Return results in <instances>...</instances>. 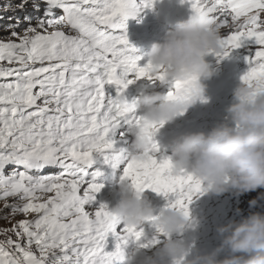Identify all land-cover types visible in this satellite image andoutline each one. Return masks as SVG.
<instances>
[{
  "label": "snow or ice",
  "instance_id": "snow-or-ice-1",
  "mask_svg": "<svg viewBox=\"0 0 264 264\" xmlns=\"http://www.w3.org/2000/svg\"><path fill=\"white\" fill-rule=\"evenodd\" d=\"M187 2L193 14L218 31L226 26L229 13L234 23L243 18L231 34L221 37L223 51L215 55L227 56L249 43L257 46L254 54L251 46L245 49L248 68L241 81L254 94H264V0ZM29 4L36 13L43 5L35 26ZM152 4L153 0H19L14 6L25 14L9 26L11 39L0 40V62L14 65L0 68V80L5 81L0 83V199H18L21 203H5L4 208L12 214H35V219L13 226L17 241H0V264H118L123 246L139 240L142 232L127 224L117 232L120 222L103 204L94 216L86 210L103 187L95 182L100 165L123 166L121 179L129 180L137 193L151 189L165 198L171 195L168 207L189 217L188 205L203 193L201 182L183 169L174 172L170 157L157 159L160 149L152 137L163 122H145L134 104L121 99L134 79L167 76L165 66L138 65L141 57L124 32L126 19ZM21 22L28 23L22 33L15 30ZM37 62L40 67H34ZM129 74L134 79H127ZM195 80L192 76L175 81L167 98L186 95ZM105 85L113 86L116 95H106ZM41 100L43 106L38 104ZM137 131L149 141L139 156L127 151L126 137ZM9 165L14 167L5 175ZM49 167L63 171L31 174ZM38 192L53 195L41 201ZM148 219L155 222L156 217ZM109 235L116 240L111 252L105 251Z\"/></svg>",
  "mask_w": 264,
  "mask_h": 264
},
{
  "label": "clouds",
  "instance_id": "clouds-1",
  "mask_svg": "<svg viewBox=\"0 0 264 264\" xmlns=\"http://www.w3.org/2000/svg\"><path fill=\"white\" fill-rule=\"evenodd\" d=\"M221 36L218 29L209 26L206 19L192 14L176 22L165 31L159 42H153L145 53L153 66H165L167 76L174 81L196 80L186 95L169 99L160 93L139 97L135 109L143 110V119L160 125L173 121L197 100L204 99L201 80L210 79L213 71L206 62L209 53L219 54ZM235 103L226 111L229 123L221 122L208 133L191 132L174 138L168 145L174 172L188 170L199 180L204 192L219 195L229 190L237 193L264 188V94L256 95L252 88L239 83L233 89ZM122 102H125L122 97ZM148 138L137 131L127 151L142 155L148 148ZM120 199L109 211L123 224L138 226L152 215L149 203L141 193L132 192L129 184L116 181ZM260 199H264V194ZM250 205H256L252 200ZM155 224L164 234L182 233L191 224L189 217L178 208L167 207ZM220 246L209 254H196L185 259L187 252L178 242L165 240L152 255H146L143 264H157L167 259L169 264H264V212H251L239 221H229L216 229ZM228 255L218 258L221 251ZM133 254L122 248L120 264H132Z\"/></svg>",
  "mask_w": 264,
  "mask_h": 264
},
{
  "label": "rangeland",
  "instance_id": "rangeland-1",
  "mask_svg": "<svg viewBox=\"0 0 264 264\" xmlns=\"http://www.w3.org/2000/svg\"><path fill=\"white\" fill-rule=\"evenodd\" d=\"M19 3V0H0V40L6 41L11 39L10 25L15 22V18L17 16H23L25 13L14 11V6ZM164 0H153V4L151 8H143L139 14L130 16L125 21L124 32L127 35L128 43L134 47L137 52L136 55L141 58L146 57L145 53L148 51L150 45L153 42H159L161 37L168 29L172 28L176 22L165 20L166 17L170 15L172 18L185 17L188 18L192 15L191 7L188 3H182L180 5V1L176 4L171 2L170 6L176 5V8L173 9L168 7L167 12L162 16L161 10L163 9ZM150 12V13H149ZM57 15L61 14L59 10H56ZM28 14L33 16L31 24L35 26L37 15L43 14V5H41L40 13H36L32 10L31 4H29ZM217 16L220 14L217 13ZM156 16L160 19L153 18ZM261 20L264 21V14H261ZM156 19V20H155ZM181 21V20H179ZM178 22V21H177ZM243 23V18L238 22H233L231 20V14L227 15V24L219 30L220 36L223 38L229 34L231 31L235 30L238 24ZM28 27L27 22H21L20 27L16 28L17 32L23 31L24 28ZM66 32L69 30L67 28L64 29ZM162 31L163 34L159 35V32ZM69 34H75L69 32ZM251 45L245 44L240 49H234L236 52L234 54H228L229 57H233V66L231 69L224 71L223 69V58L213 57L207 55L205 57L206 62L209 64L210 69L213 71L214 76H220L218 81L219 84L208 85L209 92L206 93V98L210 99L204 102L207 103L208 106H211V102L213 104L209 107L205 112L194 113L191 109H197L196 104H192L184 113L179 114L174 118L175 121H180V124H183L179 128L180 135L188 134L197 129H201L205 134L208 133L212 128L220 124L221 122L229 123L230 114L226 111L229 105L235 103V99L233 96V89L237 84L242 81L232 82V78H241V76L247 71L248 65L245 62V55L248 53L245 51L246 48H249ZM255 45L251 46V51L254 54L256 50ZM147 60V58H146ZM148 63V62H147ZM139 64V63H138ZM140 65V64H139ZM14 65H8L6 61L0 62V68L13 67ZM41 64L37 62L34 67H40ZM45 66H47V62H45ZM230 66V62H227V67ZM70 76V74H69ZM158 80L156 79V84L159 87L169 86L168 88H164V92L167 95L168 91L173 88L174 80L166 79ZM9 79H14L9 78ZM154 80V79H153ZM151 80V81H153ZM209 80V79H207ZM2 80H0L1 82ZM212 80L208 81L207 84H210ZM5 82V81H2ZM224 85V86H223ZM39 89H35L34 91H38ZM138 97L148 94H137ZM133 103V102H132ZM195 103H200V100H197ZM38 104L43 106V101H38ZM203 104V105H204ZM54 107V106H53ZM49 114H53L49 112ZM203 123H208L207 129H202L199 125ZM185 127V130L182 128ZM166 137V130L164 131L163 138ZM129 147V143L127 148ZM164 153H170L168 146L165 149ZM14 166L9 165L4 169V174L7 175L12 171ZM95 167V166H94ZM61 169V168H59ZM63 170V169H62ZM91 171V170H90ZM101 175L99 177H103L106 175L107 177L113 176V180L107 182V184L111 185L116 184L117 180H121L123 173V166L117 167L112 171L104 169L103 167L99 168ZM56 172L52 170V167L44 169L40 173L33 172L32 175H48L50 173ZM111 183V184H110ZM117 186V184H116ZM230 191V190H229ZM229 191L222 193L224 195L220 198V200H209L206 195L199 194L198 196H194L191 203L188 205L189 210V218L191 220V224L186 231L181 235L182 243L180 244L182 247L186 248L187 255L184 257L185 259H191L196 254H209L216 250L221 243V237L217 233L216 229L219 226L227 224L229 221H239L242 217H246L251 212H264V199H260L261 195L264 194V188H259L256 191H250L245 193H237L234 190L229 193ZM229 193V197H228ZM53 195L52 193H44L39 196L40 200H45L49 196ZM213 197L218 198L219 195L213 194ZM256 200V205H250V201ZM19 204L21 203L16 198H8L7 201L0 199V241H6L7 239H12L13 241H17L18 237L15 235L14 231H11L14 225H16L21 220H34L35 214H23V213H15L12 214V210L5 209L4 204ZM229 204L234 206V210H230ZM86 208H97L96 203L86 206ZM123 223H120L117 226V232L123 227ZM7 230V231H6ZM162 238L165 236L164 233H160ZM170 234V233H169ZM143 243H137V240H129L126 245H124V250L126 253L133 254L132 264H143V259L146 255H152L150 249H147L146 238L153 240H160L157 236L149 234L147 231H144L141 235ZM23 242V241H21ZM116 245V240L109 235L105 240V251L111 252L114 250ZM32 251L37 253V249L35 245L32 246ZM227 250L221 251L218 254V258L223 259L227 256ZM120 264V262H118ZM157 264H169L167 259L158 260Z\"/></svg>",
  "mask_w": 264,
  "mask_h": 264
},
{
  "label": "bare ground",
  "instance_id": "bare-ground-1",
  "mask_svg": "<svg viewBox=\"0 0 264 264\" xmlns=\"http://www.w3.org/2000/svg\"><path fill=\"white\" fill-rule=\"evenodd\" d=\"M140 11H141V9L139 11H137L136 14L138 12H140ZM204 127L205 126L203 125V128ZM196 132H200V131H196ZM161 155L167 156V157L170 156V154L156 153L157 159H159V157ZM185 171L188 172L187 169ZM124 182L127 183V184H129L132 192H134V188L131 186V182L129 180H125ZM83 187H84V185L81 186V189H83ZM81 194H82V191H81ZM159 195H161V194H159ZM96 198H99L101 201H103L104 199H106V203L109 204V207H110V210H111V208L114 207L116 205V203L118 202V200L120 199V194L119 193L115 194V191H113V190H111L109 188H106V187H102L100 189V191L95 194V199ZM161 199H164V200L163 201H159V200L155 199V197L152 198V200H151V208L153 210V212H152L153 217H155L156 212H161L163 209H165V208L168 207V204H169V201L170 200H165L166 198L163 195H162V198ZM86 210L89 213L93 214V216H94V213L95 212L92 209H88L87 208ZM143 222H147V223L150 222L152 226H156V224L153 221L149 220V219L144 220ZM137 228H139V225L137 226ZM179 235L180 234H177V233L167 234L166 237L163 239V241H160L159 240L158 243H163L167 238H169L170 240H174V241L180 243L181 236H180V239H179Z\"/></svg>",
  "mask_w": 264,
  "mask_h": 264
}]
</instances>
